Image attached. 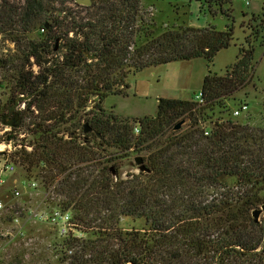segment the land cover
Masks as SVG:
<instances>
[{"label":"trees","instance_id":"trees-1","mask_svg":"<svg viewBox=\"0 0 264 264\" xmlns=\"http://www.w3.org/2000/svg\"><path fill=\"white\" fill-rule=\"evenodd\" d=\"M91 1L0 0V37L14 44V51L0 55V83L10 92L0 99V122L13 113L31 118L28 111L35 108L33 148L21 150L19 160L46 185L60 177L55 192L64 198L58 205L71 211L83 235L59 237L54 243L58 260L264 264V214L257 222L252 217L264 201V125L231 116L240 103L249 107L234 92L251 76L253 41L245 36L224 74L208 70L202 102L159 97L154 115L130 123L131 118L103 108L109 93H125L128 76L145 68L198 57L211 62L233 42L234 27L185 22L162 27L143 0ZM51 14L53 22L46 26ZM261 31L264 23L256 28ZM33 65L40 70L27 69ZM21 102L25 107L19 110ZM90 102L86 123L92 129L83 132L80 126L82 140L76 121L63 129L69 139L59 136L58 125ZM185 118L188 125L174 129ZM13 131L1 140L16 138ZM141 151L147 171L120 176L115 160ZM127 216L143 218L146 226L123 229L120 218ZM23 254L16 251L5 264H22Z\"/></svg>","mask_w":264,"mask_h":264},{"label":"rangeland","instance_id":"rangeland-1","mask_svg":"<svg viewBox=\"0 0 264 264\" xmlns=\"http://www.w3.org/2000/svg\"><path fill=\"white\" fill-rule=\"evenodd\" d=\"M217 1H221L222 4L205 2V0H143L145 8L151 11L157 24L160 23L162 27L185 22L197 27L214 25L222 29L226 25L232 24L234 27L233 42L229 47L218 51L211 62L200 57L190 60H177L130 74L127 78L129 87L125 89V93H109L103 100V108L108 112L117 114L120 118H131V123L134 117L154 115L159 97L195 99V95L200 93L203 77L208 70L210 69L211 72L220 75L224 74L226 67L235 61L239 47L244 42L245 36H247L249 40L253 41L254 45V62L251 68V76L246 86L234 92V96L236 99H246L249 107L247 111L234 117V120L250 125H264V31L256 32L257 26L264 23V0H249V5H245L243 0H232L231 3L224 2L226 0ZM253 15H257L258 18L252 17ZM51 22H53L52 14L47 17V23ZM13 49V43L4 41L0 37V55ZM27 69L32 70L34 73L40 70L37 65ZM9 93V88L0 83V99L6 98ZM93 103L90 102L84 111L77 114V117L73 118L71 116L72 119L69 118L66 125H58L61 129L58 135L64 139H69L68 134L63 129L69 128L76 121V125H79V128L75 130L76 135L82 140L80 126L86 123V118L89 117L86 112L91 109ZM24 107V102L16 106L19 110L24 109ZM30 113L32 117L38 115L34 107L30 108L28 115ZM223 115L225 117V114ZM8 117L11 116L8 115L4 119ZM32 117L26 119L20 117L18 126L14 128V134H16V138L12 140L14 143H22L19 133L24 134V142L32 143L30 130L33 127ZM36 119L39 121L40 118ZM184 120L182 125L186 127L189 119L185 118ZM209 120L210 115L204 120L206 125H208ZM46 123L55 125V121ZM3 125L7 124H3L1 121L0 135L4 131ZM1 139L3 138L1 137ZM1 144H3L2 141ZM111 151H114V148H111ZM19 153H21V150L14 152L12 148L11 156L17 166L16 178L23 176L25 174L24 170H26L24 163L19 160ZM144 153V151L132 153L115 160V163L119 162L120 165V176L124 177L127 173L137 172V164L133 158L136 155L142 156ZM108 164H113V162L111 161ZM36 179L39 182V191L30 194L23 192L19 198L9 200V205L12 208L8 209L7 214L19 216L20 223L23 224V233H17V227L21 224L17 226L7 222L2 223L3 230L10 233L7 236L0 237V264H5L16 251L21 249L24 253L22 264H67V262L58 260L59 253L54 248V243L58 241L59 236L55 231L46 223L26 220L25 209L36 206L44 196L53 205H58L59 200L64 198L62 194L55 192L58 179H55L51 185H46L39 175ZM263 204L261 203L259 207ZM263 214L264 210L260 213L259 218ZM119 225L125 230H142L146 226V222L143 218L127 216L120 218ZM3 260L4 263H1Z\"/></svg>","mask_w":264,"mask_h":264},{"label":"built area","instance_id":"built-area-1","mask_svg":"<svg viewBox=\"0 0 264 264\" xmlns=\"http://www.w3.org/2000/svg\"><path fill=\"white\" fill-rule=\"evenodd\" d=\"M245 5H249V0H243ZM195 100L202 102L201 93L195 95ZM248 110V105L246 103H240L237 107H234L231 111V116L237 117L241 115L243 112ZM4 133H10L12 127L9 125H3ZM139 128H134V133L138 134ZM14 133V131H13ZM21 137L22 143H14L12 140H1L0 141V237L4 235H9V231L3 230L2 223L7 222L9 224H14L19 226L20 219L19 216H13L10 220H8V209L12 208L9 205V200L11 198H19L23 192L33 193L39 191V182L33 176L29 175L26 170L23 176L16 178V164L15 160L11 156L12 148L14 152L16 150L24 149L25 152H29L32 150L33 144H29V142H24V134L19 133ZM6 141V142H4ZM7 147V149H5ZM47 197L44 196L36 206L27 207L26 212V220L38 221L41 223L48 224L59 237H64L67 235H76L78 237L83 236L79 231L76 220L73 218L72 213L69 209H64L59 205H53L49 202ZM23 224L17 227V233H23ZM72 250H69L68 253H71Z\"/></svg>","mask_w":264,"mask_h":264},{"label":"water","instance_id":"water-1","mask_svg":"<svg viewBox=\"0 0 264 264\" xmlns=\"http://www.w3.org/2000/svg\"><path fill=\"white\" fill-rule=\"evenodd\" d=\"M75 2L79 3V4H82V5H90L91 4V0H75ZM46 26H48V23L45 24ZM57 41L58 39L56 40V43H55V47L54 49H56L57 47ZM48 58L46 59H43V62L44 63H47L48 62ZM19 121H20V116L19 114L17 113H13L11 115V117H8L7 119H3L2 123L3 124H7L9 126H12V127H17L18 124H19ZM184 119H181L175 126H174V129H178L182 123H184ZM92 128L88 126L87 123H84V129H83V132H87L89 130H91ZM134 162L137 164V169L138 171H147L146 169V166L144 164V161H143V158L142 156L140 155H136L134 156L133 158ZM262 210H264V204L261 205V207H258L256 209H254L252 211V217H253V220L254 221H259V216H260V213L262 212Z\"/></svg>","mask_w":264,"mask_h":264},{"label":"crops","instance_id":"crops-1","mask_svg":"<svg viewBox=\"0 0 264 264\" xmlns=\"http://www.w3.org/2000/svg\"><path fill=\"white\" fill-rule=\"evenodd\" d=\"M168 98H172V97H168ZM184 99H187V98H184Z\"/></svg>","mask_w":264,"mask_h":264}]
</instances>
